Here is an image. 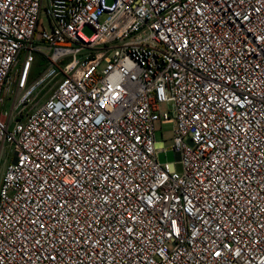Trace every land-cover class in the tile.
I'll return each instance as SVG.
<instances>
[{"label": "built area", "instance_id": "2783aa9c", "mask_svg": "<svg viewBox=\"0 0 264 264\" xmlns=\"http://www.w3.org/2000/svg\"><path fill=\"white\" fill-rule=\"evenodd\" d=\"M0 264H264V0H0Z\"/></svg>", "mask_w": 264, "mask_h": 264}, {"label": "rangeland", "instance_id": "374dc122", "mask_svg": "<svg viewBox=\"0 0 264 264\" xmlns=\"http://www.w3.org/2000/svg\"><path fill=\"white\" fill-rule=\"evenodd\" d=\"M40 17L42 18V20L44 19L43 15H40ZM82 33L86 37H89L91 35V31L87 27L82 29ZM44 68H45L44 62L40 61V59L37 58L30 70V77H29L30 81L37 79L44 71ZM57 78L58 77H55L43 84L42 92L45 94L44 97H46L49 94V92L56 86ZM7 105L8 103L5 102L4 108H6ZM165 107H166L165 105H162L160 109H165ZM172 130H173L172 122L155 125L154 140L156 144L160 145L162 148L157 155V161L159 164L174 162V155L172 151H170Z\"/></svg>", "mask_w": 264, "mask_h": 264}]
</instances>
